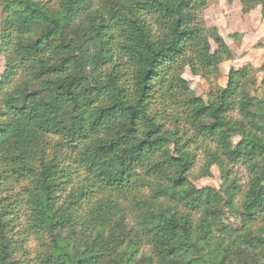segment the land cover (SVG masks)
Returning <instances> with one entry per match:
<instances>
[{
  "label": "trees",
  "instance_id": "16d2710c",
  "mask_svg": "<svg viewBox=\"0 0 264 264\" xmlns=\"http://www.w3.org/2000/svg\"><path fill=\"white\" fill-rule=\"evenodd\" d=\"M208 3L1 2L0 264H264V63L193 92L235 55Z\"/></svg>",
  "mask_w": 264,
  "mask_h": 264
},
{
  "label": "rangeland",
  "instance_id": "374dc122",
  "mask_svg": "<svg viewBox=\"0 0 264 264\" xmlns=\"http://www.w3.org/2000/svg\"><path fill=\"white\" fill-rule=\"evenodd\" d=\"M2 1L0 0V4ZM203 18L208 27L217 28L235 53L233 59L221 62L218 73L211 74L209 79L193 76L188 70L183 72L182 76L188 80L189 87L193 92L206 99L207 95L218 86L225 85L226 75L230 67L249 64L258 69L264 63V19L260 15L259 8L245 15L241 13L239 2H228V0H209L208 7L203 12ZM233 33H237L238 36L231 37ZM211 46L212 50L216 49L213 42H211ZM3 67V60L0 58V75ZM257 77L260 80L261 73H258ZM256 94L264 97V89H257ZM237 140L238 137L233 138L234 142ZM239 175L243 177L242 169H239ZM192 183L198 188L205 185L219 187L221 184L220 172L216 166H213L210 176L192 179ZM221 213L226 223L233 227L239 226V219L232 213L224 208H222Z\"/></svg>",
  "mask_w": 264,
  "mask_h": 264
},
{
  "label": "crops",
  "instance_id": "0c3cea01",
  "mask_svg": "<svg viewBox=\"0 0 264 264\" xmlns=\"http://www.w3.org/2000/svg\"><path fill=\"white\" fill-rule=\"evenodd\" d=\"M249 14V13H248ZM248 14H246V15H248Z\"/></svg>",
  "mask_w": 264,
  "mask_h": 264
}]
</instances>
